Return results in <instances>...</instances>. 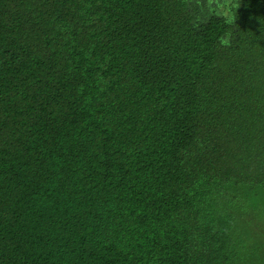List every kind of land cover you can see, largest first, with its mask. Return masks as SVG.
<instances>
[{"label":"trees","instance_id":"16d2710c","mask_svg":"<svg viewBox=\"0 0 264 264\" xmlns=\"http://www.w3.org/2000/svg\"><path fill=\"white\" fill-rule=\"evenodd\" d=\"M190 1L0 0V264H264V0Z\"/></svg>","mask_w":264,"mask_h":264},{"label":"rangeland","instance_id":"374dc122","mask_svg":"<svg viewBox=\"0 0 264 264\" xmlns=\"http://www.w3.org/2000/svg\"><path fill=\"white\" fill-rule=\"evenodd\" d=\"M228 3L229 2L227 1V4ZM227 4L223 0H191L190 6L194 17V23L198 25L205 21L212 13L223 11L224 14H228ZM227 39L229 38H226L225 40Z\"/></svg>","mask_w":264,"mask_h":264}]
</instances>
